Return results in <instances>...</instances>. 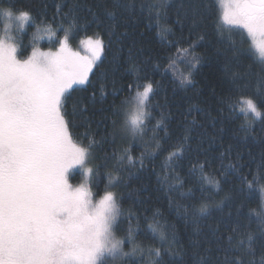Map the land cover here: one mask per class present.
Masks as SVG:
<instances>
[{
	"label": "snow or ice",
	"instance_id": "1",
	"mask_svg": "<svg viewBox=\"0 0 264 264\" xmlns=\"http://www.w3.org/2000/svg\"><path fill=\"white\" fill-rule=\"evenodd\" d=\"M93 2L96 6L86 5L83 15L81 0H66V8L64 3L58 2L53 15L60 29H63L65 21L74 29L92 24L97 29H105L108 42L88 37L81 41L84 54L70 48L65 35L56 51H40L34 47L31 55L20 58L17 45L11 42V37L7 34L0 37V264H143L137 259L135 246L130 252H125L123 241L114 236L120 218L124 216V209L113 193L108 191L94 202L86 183L74 187L69 182V173L73 169H82L85 176L92 172L91 168L86 167V160L93 145H102L105 141L109 146L105 151L106 158H114L121 172H127V176L119 178L128 184L132 178L148 181L155 177L169 196L182 187L183 182L176 179L168 183V168L163 170V176L157 172L155 161L161 154L168 153L171 172L177 177L183 161L195 156L197 159L189 169V174L196 176L198 173L197 178L202 184H211L219 189L221 180L206 172V169H214L216 148L220 149L218 156L221 168L217 174L230 185V192L225 197L230 201L227 216L216 221V227L211 229L210 238H207L200 228L199 220L202 215H210L209 204H201L197 214L191 217L196 227L186 243L177 238L176 232L169 236L150 224L149 227L164 242V246L148 249L154 253L149 264H245L241 252L254 254L257 247L261 250V264H264V214H257L259 231L252 230L250 221L241 215L245 193L253 187L249 175H252L253 180L264 177V119H261L264 108V0H220L221 19L223 25L229 27L224 29L217 25L220 32L218 38H223L224 31L234 34L237 29L243 30L241 42H247L243 37V33H246L260 57L258 63L251 60L245 73L231 74L229 82L232 87L217 101L221 105L220 114H223V106H227L233 121L237 107L244 114L245 124L240 126L244 136L238 137L233 130L231 138L227 140L228 125L220 120V126L217 127V116L207 113L213 122L211 130L197 120L195 114L189 120L188 112L198 107L197 103H190L188 112L177 120V135H173L170 123L163 119L149 127L153 117L151 98L159 94L164 74H161L160 80L154 79L151 74L153 70L149 67L151 57L141 60L134 55L132 47L128 48V55L121 63L118 45L113 62L97 77V96L96 84L89 79V73L93 72L94 67H100L97 61H101L112 43L128 34L127 30L119 32V27L136 23L138 10L142 14L144 6L137 5V0ZM172 3L173 0H155L154 7L148 10L147 19L149 23L155 22L158 36L173 47H182L183 37L175 42L169 40L168 34H174V29L161 24L162 15L167 17ZM0 11L10 22L17 21L21 29L31 19L27 10H21L15 16L11 8ZM214 11L212 0H180L175 23L181 28L187 26L191 39V32L203 21L211 19ZM164 25H167V19ZM45 31L51 32L52 29L49 26ZM37 32H40L39 28ZM204 39L201 35L189 47L183 48L186 56L192 59L189 60L188 76L179 81V86L193 82L192 71L202 59L195 56V48ZM232 50L251 59V53L237 49L234 41ZM129 74L134 75L135 80L125 84V77ZM249 75L257 78V86L252 98L238 104L235 96L244 94L243 89L250 83ZM85 83L93 89L89 99L93 107L97 100L103 103L107 98L109 85L113 97L117 93L124 94L120 105H109L110 127L100 139H93L96 133L90 123L85 126L84 134L89 137L87 144L82 139H74L71 130L84 124L81 113L89 105L84 104L82 99L78 110L76 104L71 109L68 104L72 94L78 91L74 85ZM201 115H204L203 110ZM113 116L116 119H112ZM257 122L258 133L253 131V125ZM198 124L199 134L196 130ZM149 131L157 146L153 151L145 146L147 141H144V136ZM234 139L243 143L237 146L233 143ZM121 141L127 142L123 151L117 147ZM249 142L261 146L258 157L252 155L253 149ZM245 145H249L248 155L255 164V175L249 160H242ZM138 147L142 149L140 156L134 158L132 153ZM201 155L204 157L203 163L199 160ZM225 159L229 163L224 164ZM245 167L248 168L246 173L242 172ZM135 191L139 192L140 189ZM260 198L261 206L264 207V187L261 188ZM223 203L222 200L220 204ZM232 203L236 204L235 216ZM220 204L216 207H220ZM183 215L187 225L190 219L187 206H184ZM129 243H132L130 238ZM188 256L194 259L189 261ZM125 257L129 259L125 260Z\"/></svg>",
	"mask_w": 264,
	"mask_h": 264
},
{
	"label": "trees",
	"instance_id": "2",
	"mask_svg": "<svg viewBox=\"0 0 264 264\" xmlns=\"http://www.w3.org/2000/svg\"><path fill=\"white\" fill-rule=\"evenodd\" d=\"M64 3L67 7L66 0H0V7L11 8L14 12L21 10H27L30 14L31 20L35 26L51 27L58 37L64 34H69L76 41H79L85 37H97L102 39L105 43L108 42L109 37L105 34V29L92 25H86L85 28L74 29L69 26V22L65 21L63 29H60L58 21L53 20V15L56 11L57 3ZM180 0H173L172 6L168 9V15L165 18L161 17L162 26H172L174 34L169 33V40L175 42L183 37L182 47L181 45L171 46L165 39L156 34L155 22L149 23L147 16L148 10L154 7L155 0H137V5L144 6V12L141 14L138 10V18L136 23H129L121 25L118 29L119 32L127 30V35L120 37L118 42H113L108 51L102 55L101 61H98L100 67H95L93 72L90 73L89 79L93 84H96L97 77L110 63L113 62V57L117 55V48L119 54V61L122 63L123 59L128 55V48H133V53L141 60L151 57V64L149 67L153 70L152 75L154 79L160 80L161 74H164V83L160 89V92L155 97L151 98V106L153 109V117L149 127L156 124L158 120H164L166 123H170L173 129V135H177V120L182 119L183 115L188 112L190 103H197L198 107L194 108L192 112H188L189 120L192 119V115L195 114L197 120L202 121L211 130L212 121L207 113H211L212 116H217L215 121L217 127L220 126V120H224L228 125V130L225 139L231 138L233 130L236 131L238 137L244 136V130L241 129V125L245 124L244 114L239 111V107L236 109V118L231 120L229 115L230 109L227 106H223V114H220L221 105L217 103L219 97L225 93L226 90L232 87L229 82V77L232 73H245L248 70V65L251 60L259 62L260 58L257 57L254 52L249 38L243 33L246 43L241 42L242 31L237 29L234 34H230L228 31H224L223 38H218L220 32L217 28L219 25L221 28L227 29L222 25L220 21V10L217 0H212V5L215 11L212 13V18L203 21L198 28H195L191 32V39H189V30L187 26L181 28L179 24H176L177 5ZM86 5L95 7L93 0H81V12L86 11ZM154 15V12H153ZM107 19V17H105ZM167 19V25H164V20ZM3 23L0 18V31ZM59 29V30H58ZM30 32V31H29ZM203 35L205 39L200 41L195 48V56L202 58L201 63L197 65L196 69L192 71V83L186 84L183 87L179 86V81L188 76L189 60L190 56H186L183 48L189 47V45ZM29 41V33L23 37V40ZM115 41V38L113 37ZM58 40H52L49 43L44 44V47H55ZM232 41L235 42V47L242 52H250L251 59L247 55H239L232 50ZM24 42V41H23ZM20 45L19 53L25 55L29 53L30 45L26 43ZM143 53V55H140ZM171 58V59H170ZM159 65V67H157ZM123 71V69H121ZM95 74V75H94ZM249 86L243 89V95H236L235 101L239 104L244 99L252 98L254 89L257 86V78L249 75ZM135 80L134 75H127L124 83L133 82ZM143 83V81L141 82ZM119 87V84H117ZM78 91L72 94L69 99V108L73 104H76L77 110L80 107L79 101L82 99L84 104L89 105L84 113H81V119L84 120V124L78 128L71 130L74 139L87 144L89 137L85 135V126L91 124L95 130V136L93 139H100L102 133L110 127L111 110L109 105H120L124 99V94L117 93L113 97L111 93V85H109V94L107 98L101 103L99 100L95 102V107L89 103L90 96L92 94V87L86 83L84 86L75 87ZM97 96H99L98 88L96 84ZM142 90V88H141ZM264 91V89H262ZM215 93V94H214ZM102 109V110H101ZM203 110L204 115H201ZM249 115H251L249 113ZM116 119V117H111ZM261 119H264V108H262ZM197 134H199V124L196 126ZM161 131V129H157ZM253 131L259 132V123L253 125ZM144 141H147L145 145L150 151L156 150L157 146L152 141L151 131L147 132L144 136ZM138 143H142L138 141ZM233 143L240 146L242 141L233 140ZM253 156H259L261 146L257 144H251L249 142ZM117 147L120 151H123L124 147H127L126 141L118 143ZM207 147V144H205ZM227 147V144L225 145ZM108 143L105 141L102 145H93L89 157L93 166V174L90 181V188L92 194L95 197H101L106 192L111 191L114 198L118 200L121 207L124 209V216L120 218L119 228L114 233L116 237L123 241V250L130 252L133 246L137 249V259L142 261L143 264H149V261L154 255L150 253L148 249L150 247L164 246V242L160 241L156 234L153 233L151 224L159 231H163L167 235L171 236L173 232L177 233V238L183 242H187V238L193 233L196 225L191 222V217L197 214V209L203 203L209 204L208 212L210 215L205 214L200 217L199 225L203 233L207 234V238H210L211 229L216 227V221L221 217L227 216V212L230 207V201L225 199L230 192V185L227 181L223 180L217 174L221 168V160L218 156L220 149L216 148L217 157L214 161V169L208 168L206 172L215 175L217 179L221 180L219 189L215 188L211 184H202V182L196 176L189 174V169L196 162V157L193 156L189 160H184L182 168L180 169V175L177 177L175 173L171 172L170 162L167 161L168 153L165 152L159 156L155 161L157 172L161 176L165 175L164 169L168 168L167 173L169 180L168 183L174 182L176 179L182 181V187H178L177 191H173L169 196L163 188L160 186V182L155 180V177H151L148 181H142L136 178L130 179V182L126 184L121 176H127V172H121L120 165L116 163L114 158H106L105 151L108 150ZM141 148H137L132 153L134 158L140 156ZM244 156L242 160H249V164L253 168V175H255V164L252 163L251 158L248 155L249 145H245L242 149ZM200 163L204 162V157H199ZM229 163L227 159L224 160V164ZM136 166H139V161H136ZM248 168L242 169V172H247ZM116 177V179H112ZM248 179L252 181L253 187L251 190L246 191L245 199L243 202V208L241 215L250 221V227L254 231L260 230L257 214H264V207L261 206V188L264 187V177L257 180L252 179V175H249ZM72 182L80 180V175L74 172L71 175ZM147 183V187L145 184ZM118 185V186H114ZM203 188V191L201 190ZM136 189H140L136 192ZM180 193H183L181 196ZM223 204H220L221 201ZM220 204V207H216ZM184 206L188 208L189 222L185 225L184 222ZM233 216H235L236 204L232 203ZM229 220L232 217H228ZM223 221L221 223V227ZM129 238L132 243H129ZM214 247V246H213ZM215 255V253H213ZM245 264H261V250L259 247L255 249L254 254H248L241 252ZM129 259L125 257V260ZM187 259L192 261L194 258L188 256Z\"/></svg>",
	"mask_w": 264,
	"mask_h": 264
},
{
	"label": "rangeland",
	"instance_id": "3",
	"mask_svg": "<svg viewBox=\"0 0 264 264\" xmlns=\"http://www.w3.org/2000/svg\"><path fill=\"white\" fill-rule=\"evenodd\" d=\"M217 1H218V5H219V10H220V21H221V23L223 25V21L221 19L222 9L220 7V0H217ZM0 9H7V8L0 7ZM18 14H19V12H14L13 11V15L14 16L15 15H18ZM0 18H1L2 23H3L2 29L0 31V37H4L6 34H7V36H10L11 37V42L17 45L18 54L20 55V58H27V56L31 55V52H32V50H33L34 47L35 48H39L40 51H56L57 48L59 47V41L60 40H63L65 38V35H67V37H68L69 47L72 48L74 51H77L78 50V51L81 52V54H84V49H83V46L81 44V41L84 40V39H87L88 37L82 38L79 41L74 40L72 38V36L69 35V34H64L61 37H58L57 34L54 32L56 30H53L52 28H51L52 29L51 32L45 31V28H47L48 26L47 27H44V26H40V27L35 26L34 28H30L31 25H34L31 19H30L29 22H26L25 25H24V27H23V29H21V28L18 27V22L15 21V20H12L10 22L9 21V18L6 17L3 14V11H0ZM8 24H10V27H7L6 28V25H8ZM225 27H229V26H225ZM38 28L40 29V32H37V29ZM241 31L243 32V30H241ZM28 33H29V41H26L25 39L23 40V37L26 34H28ZM244 34L247 36L246 33H244ZM91 38L96 39L97 37H91ZM52 40H58L57 41L58 43H57V45L55 47H50V46L49 47H44V44L49 43ZM249 40L251 42V46H252L254 52L256 53L257 57L260 58L259 57V53H258V51L256 49V46L252 43L251 38H249ZM22 42L24 44L26 43V45L27 44L30 45L29 53L28 54L21 55L19 53V51H20V45L22 44ZM97 63H98V61H97ZM89 76H90V73H89ZM84 85H74V87H79V86H84ZM86 167L91 168L92 169V172L89 173L87 176H85L82 169H79V168L73 169L69 173V177H70L69 182L74 187H78L81 183H86L87 186H88V188H89V190L92 193V190L90 188V181H91L92 174H93V166H92V163L90 161V157L89 156H88V158L86 160ZM74 172H77L80 175V180L78 181V183L77 182L76 183L75 182H72V180H71V175ZM104 195H102L101 197H95L94 198V196L92 194L93 201L95 202V201L100 200ZM115 238L116 239H119L116 236H115Z\"/></svg>",
	"mask_w": 264,
	"mask_h": 264
}]
</instances>
